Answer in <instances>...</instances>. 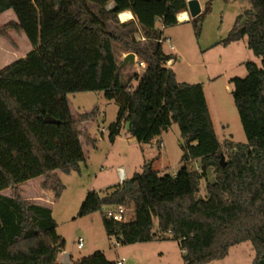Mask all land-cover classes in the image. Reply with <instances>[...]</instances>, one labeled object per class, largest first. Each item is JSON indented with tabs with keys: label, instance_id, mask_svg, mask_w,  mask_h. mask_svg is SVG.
<instances>
[{
	"label": "trees",
	"instance_id": "1",
	"mask_svg": "<svg viewBox=\"0 0 264 264\" xmlns=\"http://www.w3.org/2000/svg\"><path fill=\"white\" fill-rule=\"evenodd\" d=\"M247 2L219 43L246 37L261 65L247 61L246 76L230 80L246 142H226L223 148L202 84L178 81L166 65L172 54L157 41L163 32L156 23H178L185 0H0V14L11 9L16 18L0 25V37L11 39L9 30L23 32L31 45L25 56L0 69V264H62L57 257L64 240L51 208L23 198L20 185L42 176L41 187L58 198L64 185L56 171H79L85 161L82 123L95 117L96 108L73 115L68 94L87 91H102L118 105L110 141L125 129L137 142L149 143L174 122L182 155L176 172L160 174L144 163L102 195L88 190L79 216L103 205L132 203L130 223L103 216L106 233L118 243L171 238L178 241L184 264H208L250 241L253 264H264V0ZM126 10L133 18L120 21ZM209 10L207 2L189 21L196 24ZM137 31L144 42L136 40ZM113 42L146 64L141 75L133 74L134 88L121 79ZM47 115L58 122H45ZM209 170L214 181L206 184L207 197L197 198ZM6 189L10 195L2 193ZM73 264L107 262L97 252Z\"/></svg>",
	"mask_w": 264,
	"mask_h": 264
},
{
	"label": "rangeland",
	"instance_id": "2",
	"mask_svg": "<svg viewBox=\"0 0 264 264\" xmlns=\"http://www.w3.org/2000/svg\"><path fill=\"white\" fill-rule=\"evenodd\" d=\"M199 2L202 9L210 2V10L197 19L198 28L191 20L178 22L164 29V35L169 37L172 48L166 42L162 44V48L164 52L171 53L174 60L168 67L174 71L178 81L202 84L213 126L223 148L226 142L245 143L246 137L234 105L231 93L233 84L230 80L233 77L246 76L245 62L253 61L260 66L261 59L248 48L246 37L228 45L219 42L228 35L235 19L248 7V2L247 0H199ZM10 12L8 14L14 16V13ZM10 20L14 19L12 16L7 17V13L0 15V25ZM156 26L159 28L160 23L157 22ZM8 33L11 39L0 37V69L25 56L31 49L23 32L9 30ZM134 36L138 40L137 37L143 35L137 31ZM113 51L121 79L130 80L134 88L137 79L132 76L134 73L141 75L144 68L137 62L122 65L124 56L131 51L124 50L118 42H113ZM137 59L141 60L138 56ZM68 97L74 111L85 112L97 106L99 114L88 128L90 134L97 139L96 149L85 146L87 158L80 163L79 171L60 172L59 177L64 188L60 196L51 202L50 208L57 224L56 231L64 240V249L75 261L99 252L107 264H117L122 257L125 258L123 264H184L177 240L154 238L150 241L117 243L116 237L108 235L105 231L103 216L109 219L106 211L78 215L80 205L89 189H94L102 195L108 188L120 182L118 166L124 167L128 177L134 172H140L144 163H151L160 174L176 172L181 165L182 155L180 147L182 139L178 125L173 122L161 133L162 147L152 142L139 144L137 141H130L124 134L111 142L108 138L109 125L115 120L117 103L113 99H106L102 91L73 93ZM100 128H103V134L98 131ZM158 154H161L159 159L154 157ZM193 164L198 169V163ZM213 181L214 174L209 170L206 177L201 178L199 182L196 197L206 198V184ZM31 191L34 189L31 188ZM153 222L155 231L156 219ZM80 236L84 244L82 248H77L75 241ZM3 241L7 251L5 240ZM2 249L4 246L1 240L0 251ZM254 255L250 241H245L231 246L223 260L209 264H253Z\"/></svg>",
	"mask_w": 264,
	"mask_h": 264
},
{
	"label": "crops",
	"instance_id": "3",
	"mask_svg": "<svg viewBox=\"0 0 264 264\" xmlns=\"http://www.w3.org/2000/svg\"><path fill=\"white\" fill-rule=\"evenodd\" d=\"M200 3V2H199ZM200 6H201V10H202V5H201V3H200ZM10 11H12L11 9H8V10H6V11H4L3 13H1L0 15H3V14H5V13H7V17H9V16H12L13 17V19L15 20L16 18H15V15L13 16V14H8V12L9 13H11ZM123 12H129L130 13V17L129 18H127L126 20H129V19H132L133 18V15H132V13L130 12V11H128V10H126V11H123ZM183 12V11H182ZM12 13H13V11H12ZM122 13V12H121ZM190 15L188 16L187 15V19H185V20H180V21H178V22H185V21H189L190 20ZM122 21H125V20H122ZM166 28V27H165ZM163 34H164V30H163ZM9 35H10V33H9ZM171 54V53H170ZM171 60V62L169 61V63L167 62V66H171L173 63H174V60H173V58L172 59H170ZM144 71V70H143ZM143 73V72H142ZM88 92V91H87ZM87 92H78V93H87ZM69 95V94H68ZM68 102H69V107H70V110H71V113L73 114V115H76V114H79V113H83V112H79V111H74L73 109H72V107H71V102H70V99H69V97H68ZM206 102H207V100H206ZM207 105H208V102H207ZM77 108H79V106L77 107ZM94 108H96V114H95V117L93 118V119H90V120H87V121H84L83 123H82V129L84 130V136L81 138V142H82V146H83V151H84V155H85V160H86V158H87V153L85 152V146H87L89 149L91 148H95L96 149V141H97V139L96 138H94V136H92L91 134H90V132H89V130H88V128H89V126L95 121V119H96V117L98 116V114H99V109L97 108V106H95ZM93 109V108H92ZM92 109H88L87 111H85V112H89V111H91ZM208 109H209V106H208ZM209 113H210V111H209ZM211 116V115H210ZM101 134H103V132L101 133ZM121 134H124V135H126V136H128L127 138H128V140H130V141H136L135 140V138H133V137H131V136H129L128 134H126L125 133V129H122L121 131H120V133H119V135H117L115 138H114V140L113 141H115V139L117 138V137H120L121 136ZM85 137V138H84ZM85 140V142H83ZM112 142V141H111ZM151 142L152 143H155V144H157V145H159L160 143H161V146L159 145V147H162L163 146V143H162V139L160 138V136L159 137H156V138H154V139H152L151 140ZM150 142V143H151ZM139 144H141V143H139ZM159 156H161V154H158V155H154V157L155 158H157V159H159ZM118 167H122V166H118ZM124 168V167H123ZM125 170V169H124ZM56 173L60 176V171H56ZM133 175V174H132ZM127 178H130V177H128L127 176V174H126V170H125V179H127ZM42 180H43V177L42 176H38V177H35V178H33V179H29V180H27L26 182H24L23 184H21L20 185V188H21V196L23 197V198H25V199H31V200H33L35 203H38V204H40V205H44V206H48V207H51V202L53 201V200H55V198H54V194H53V192L52 191H50V190H46V189H43L42 187H41V182H42ZM118 183H120V182H118ZM31 188H33L34 189V191H31ZM90 190V189H89ZM2 193L3 194H6V195H10V193H11V190L9 189V191H2ZM229 252V251H228ZM228 255V254H227ZM226 255V256H227ZM225 256V257H226ZM224 257V258H225ZM223 258V259H224ZM223 259H220V260H223ZM216 261H218V260H216ZM57 262L58 263H62V264H73L74 262H76L75 260H72L71 259V255H70V253H68L64 248H63V250L59 253V255H58V257H57ZM211 262H214V261H211ZM211 262H209V263H211ZM208 263V264H209Z\"/></svg>",
	"mask_w": 264,
	"mask_h": 264
},
{
	"label": "built area",
	"instance_id": "4",
	"mask_svg": "<svg viewBox=\"0 0 264 264\" xmlns=\"http://www.w3.org/2000/svg\"><path fill=\"white\" fill-rule=\"evenodd\" d=\"M186 1V5H187V1ZM184 13H186V15L189 16V11L188 8H186L185 11H183ZM182 13V12H180ZM177 14V20L180 21L181 19L179 18V14ZM119 18H120V14H119ZM121 19V18H120ZM122 20V19H121ZM159 29L163 32V30L165 29L164 25L160 24ZM138 40H144L145 38L143 36H139L137 37ZM158 42H160L161 44H163L164 42H166L167 44L170 45V39L168 36H165L164 34H162L158 39ZM170 48H172V45L169 46ZM169 61L171 62V60H168L167 62L169 63ZM135 62H137L139 64V66L143 67L145 69L146 64L145 62H143L142 60L137 59V55L135 54ZM98 131L100 133L103 132V128L98 129ZM161 146V143L159 144ZM117 173L119 176V180L120 182H122L125 179V170L123 167H118L117 168ZM132 203L129 204H115V205H103L102 210L106 211V214L108 216V218L113 221V222H119V223H130L132 221L135 220V207ZM76 246L77 248H82L83 247V238L80 236L76 239ZM118 243V242H117ZM125 261V258L122 257L120 258L116 263L117 264H123Z\"/></svg>",
	"mask_w": 264,
	"mask_h": 264
},
{
	"label": "water",
	"instance_id": "5",
	"mask_svg": "<svg viewBox=\"0 0 264 264\" xmlns=\"http://www.w3.org/2000/svg\"><path fill=\"white\" fill-rule=\"evenodd\" d=\"M187 8H188L189 15L191 18L196 17L201 12V6L199 3V0H188L187 1ZM134 62H135V53L129 52L124 56L122 65L133 64ZM44 121L45 122H52V123L58 122V120L50 117L49 115H47L44 118ZM128 126H129V122L126 123V129L128 128ZM219 162L221 163L222 166L225 165V156L223 153L220 154V161Z\"/></svg>",
	"mask_w": 264,
	"mask_h": 264
},
{
	"label": "bare ground",
	"instance_id": "6",
	"mask_svg": "<svg viewBox=\"0 0 264 264\" xmlns=\"http://www.w3.org/2000/svg\"><path fill=\"white\" fill-rule=\"evenodd\" d=\"M178 16H179V18H180L181 20H185V19H187V15H186V13H184V12L180 13ZM129 17H130V13H129V12H122V13H120V18H121L122 20H126V19L129 18Z\"/></svg>",
	"mask_w": 264,
	"mask_h": 264
}]
</instances>
